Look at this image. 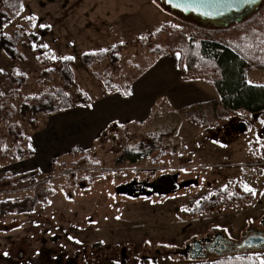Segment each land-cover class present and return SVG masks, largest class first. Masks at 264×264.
<instances>
[{
  "label": "rangeland",
  "instance_id": "obj_1",
  "mask_svg": "<svg viewBox=\"0 0 264 264\" xmlns=\"http://www.w3.org/2000/svg\"><path fill=\"white\" fill-rule=\"evenodd\" d=\"M33 16L35 20L28 19ZM180 21L214 26L209 18L184 13L161 0H24L22 12L0 30L12 34L23 28L36 33L33 45L43 48L30 49L19 41L21 57L0 52V92L7 96V109L15 110L0 124V200L34 192L41 198L44 192L35 190L40 182L54 190L31 211L0 213V264H213L214 254L195 256L186 252V244L215 232L236 243L249 228L260 230L264 147L256 145L264 139V111L227 112L220 104L212 105L211 100H219L212 84L202 80L205 90L188 92L197 82L179 80L183 71L178 73L169 55L149 52L163 38L146 36L165 23ZM117 43L122 47L113 66L106 61L82 65L83 53ZM63 57L74 58V84L68 92L87 93L90 110L128 90L131 97L124 99L125 108L139 106L148 109L149 116L139 123H111L99 138L86 141L81 134H65L68 122L63 120L69 119V109L37 114L31 125V116L16 111L18 104L24 96L61 85L57 70ZM106 68L116 87L109 95L92 76ZM47 69L52 71L45 76L42 71ZM11 72L24 73V84H8ZM248 72V82L264 84V77L251 78L264 70ZM174 94L180 97L173 98ZM208 98L212 99L201 103ZM75 112L76 118L86 121L87 109ZM17 124L22 127L20 139L8 132L10 125ZM169 131L156 147L148 146L153 135ZM140 141L147 145L141 158L116 162L124 149L136 150ZM18 146L25 150L29 146L33 155L13 158ZM158 177L172 179L174 189H162L168 184L164 182L156 185ZM236 183L253 189L257 200L248 207L182 215L202 198ZM251 248L245 251L233 245L224 258L240 262L246 255L261 264L264 244Z\"/></svg>",
  "mask_w": 264,
  "mask_h": 264
},
{
  "label": "trees",
  "instance_id": "obj_2",
  "mask_svg": "<svg viewBox=\"0 0 264 264\" xmlns=\"http://www.w3.org/2000/svg\"><path fill=\"white\" fill-rule=\"evenodd\" d=\"M24 0H0V30L16 17L23 10ZM213 27H206L189 21L179 23H165L152 34L146 36L147 40L161 39L163 42L156 44L149 52L161 55L165 53L178 54V67L183 69L180 79H201L213 85L219 94V100H211L212 105H222L227 112L246 111L258 113L264 111V84H252L247 81V72L251 68L264 70V0L257 5L246 6L240 12H231L217 18H213ZM22 38H25L22 40ZM38 38L36 33L28 34L23 28L16 29L12 34L0 31V52L7 53L11 58L21 57L17 51L19 41L27 44L30 49L42 51V47L34 46L33 41ZM145 38H140V42H145ZM121 43L107 49L85 52L80 56V61L84 66H92L95 63L106 61L111 67L119 61ZM73 59H61L57 70V75L61 85L46 90L39 94L24 96L17 108L21 116H31L28 122L35 124L33 118L37 114H51L76 106H89L91 99L87 93L81 90L75 92V96L68 91L74 84V73L71 67ZM51 69L43 70V75H49ZM93 78L99 82L106 91H116L115 85L111 82L112 77L106 68L102 74L93 72ZM24 73L11 72L6 81L8 84H15L17 87L26 81ZM118 91V90H117ZM129 95L130 92H120ZM204 103V102H201ZM8 99L6 94L0 92V124L5 119H10L15 110L7 109ZM8 132L15 138L23 137L20 124L10 125ZM167 133L160 132L152 136V141L148 146H157ZM136 150L124 149L117 157V163L127 161L135 162L142 157L141 149L147 145L143 142L136 144ZM154 148L151 147L150 150ZM69 153L75 156L74 149ZM33 155V150L28 146L25 150L21 146L16 148L13 158L23 159ZM9 155L4 153L2 158L7 160ZM87 155L83 156L85 160ZM53 157L51 163H53ZM3 178H0V181ZM45 182L36 185L35 190L44 192L43 197L38 198L37 193L25 196L20 199L0 200V213L14 212L17 214L31 211L37 201L44 200L54 193L50 187H44ZM257 195L245 191L240 183L218 189L213 196L204 197L199 203L194 204L189 210L183 211V216H191L205 213L209 210L219 209L229 206L248 207L254 203ZM248 251L251 247L241 248ZM228 254H216L213 256V264H256L248 256L243 255L241 261L226 257Z\"/></svg>",
  "mask_w": 264,
  "mask_h": 264
},
{
  "label": "crops",
  "instance_id": "obj_3",
  "mask_svg": "<svg viewBox=\"0 0 264 264\" xmlns=\"http://www.w3.org/2000/svg\"><path fill=\"white\" fill-rule=\"evenodd\" d=\"M163 55H169L171 57L172 65H176L177 69L179 70L178 73L183 71L182 68L178 67V54L177 53H175V52L174 53H165ZM248 74H249V72L247 73V77L249 78ZM259 77H264V74H251V78H259ZM178 79L183 81L182 79L179 78V76H178ZM185 81L186 82L187 81L197 82V84H192L191 87L188 85L190 88L188 92L195 93V92H201V91L205 90V86H202V84L200 83L202 81L201 79H188ZM112 92H114V91H106L105 90L106 95H109ZM115 95H117V96H115V97L113 96L112 98L102 102L99 105V107L95 108V110L94 109L90 110L89 109L90 105L89 106L80 105V106L70 108L68 110L70 113L69 119L63 120V121H66V123L68 122L66 124V127H65V134H67V132L75 133V135L81 134L83 141H86L90 138L91 139L92 138L97 139L100 137L102 131L107 126H109L111 123L124 124V123H128L130 121H134V122L139 123V122L145 120L149 116V114H148L149 111L147 112L148 109H144L142 111V108L139 106H138V108L136 106L129 107V109L125 108L124 99H130V97H131L130 94L124 95L120 92H116ZM109 97H111V96H109ZM172 97L173 98H179L180 95L174 94V95H172ZM210 99H212V98L204 99V100H202V102L203 101L205 102V101L210 100ZM146 106H147V103H146ZM79 109H87L88 115H86L87 116L86 121H82L79 118H76L77 113L76 112L73 113V111H78ZM254 114H256V113H254ZM84 123H86V124H84ZM263 125H264V123H263ZM263 125H262V127H263ZM248 128H250V126ZM92 130H93V133H92ZM97 130H99V131H97ZM31 140L34 141L32 138H31ZM256 146L264 147V139H263L262 143L257 144ZM262 152L264 154V150H262ZM262 157H264V155H262ZM23 159H21V160H23Z\"/></svg>",
  "mask_w": 264,
  "mask_h": 264
},
{
  "label": "water",
  "instance_id": "obj_4",
  "mask_svg": "<svg viewBox=\"0 0 264 264\" xmlns=\"http://www.w3.org/2000/svg\"><path fill=\"white\" fill-rule=\"evenodd\" d=\"M261 0H203V7L186 8V7H175L177 3L185 4L189 3L190 0H161L164 4L170 5L172 8L180 9L184 13H195L203 18H217L225 14H229L233 11L240 12L246 6L257 5ZM172 177V176H171ZM165 177H158L155 180V184L162 182ZM162 184V183H161ZM163 187V185H162ZM162 189H174L173 184L169 182L167 186ZM264 244V236L260 234H251L247 236L243 241L238 243V247L242 248L245 246L255 247Z\"/></svg>",
  "mask_w": 264,
  "mask_h": 264
},
{
  "label": "flooded vegetation",
  "instance_id": "obj_5",
  "mask_svg": "<svg viewBox=\"0 0 264 264\" xmlns=\"http://www.w3.org/2000/svg\"><path fill=\"white\" fill-rule=\"evenodd\" d=\"M165 180L162 181L165 183L169 182L173 184V180H169V178H164ZM163 184V183H162ZM158 185V184H156ZM161 185V184H160ZM155 187V185H152V187ZM173 186H175L173 184ZM156 188V187H155ZM260 224V230L259 228L257 230H254V228H249L248 231L243 235L241 240L245 239L247 236L251 234H260L264 236V218H262L259 221ZM240 240V241H241ZM242 240V241H243ZM239 242H231L227 237H225L223 234H220L219 232H215L213 234H210L209 236L203 238V239H193L189 243L186 244L185 250L187 253H192L195 256H206V254H223L228 253L227 248L233 247V245L238 246ZM246 247V246H245Z\"/></svg>",
  "mask_w": 264,
  "mask_h": 264
},
{
  "label": "snow or ice",
  "instance_id": "obj_6",
  "mask_svg": "<svg viewBox=\"0 0 264 264\" xmlns=\"http://www.w3.org/2000/svg\"><path fill=\"white\" fill-rule=\"evenodd\" d=\"M204 4H203V0H190L189 3H185V4H180V3H177L175 5V7H186V8H196V7H203ZM23 7V5H21V8ZM28 19H31V20H35L36 17H28ZM41 27H46L45 25H41ZM44 47H47V45H44ZM53 59H55L56 57L53 56L52 57ZM63 59H66V60H71V59H74L73 57H63ZM2 71V70H0ZM249 83H251V81H249ZM261 123H264V121H261ZM245 188V191L247 192H250L252 193L253 195H255V191L253 189H251L250 187H248L247 185L244 186ZM185 211H187L188 209H184ZM71 239V238H70ZM261 264H264V260H261Z\"/></svg>",
  "mask_w": 264,
  "mask_h": 264
}]
</instances>
